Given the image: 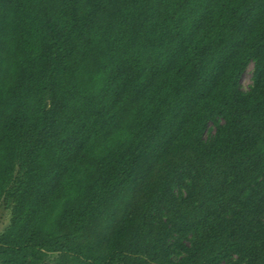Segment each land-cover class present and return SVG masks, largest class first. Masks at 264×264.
Here are the masks:
<instances>
[{
  "label": "trees",
  "instance_id": "obj_1",
  "mask_svg": "<svg viewBox=\"0 0 264 264\" xmlns=\"http://www.w3.org/2000/svg\"><path fill=\"white\" fill-rule=\"evenodd\" d=\"M8 213L0 264H264V0H0Z\"/></svg>",
  "mask_w": 264,
  "mask_h": 264
},
{
  "label": "rangeland",
  "instance_id": "obj_2",
  "mask_svg": "<svg viewBox=\"0 0 264 264\" xmlns=\"http://www.w3.org/2000/svg\"><path fill=\"white\" fill-rule=\"evenodd\" d=\"M252 72H253V65H250L241 78V85L245 90L249 89V87L252 84ZM210 127H211V131L213 132L215 130L213 124H210ZM210 132L208 131L207 134H209ZM9 216L10 214L8 213L5 217L4 222L0 224V231H2L5 228V226L8 224Z\"/></svg>",
  "mask_w": 264,
  "mask_h": 264
}]
</instances>
